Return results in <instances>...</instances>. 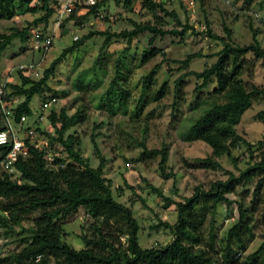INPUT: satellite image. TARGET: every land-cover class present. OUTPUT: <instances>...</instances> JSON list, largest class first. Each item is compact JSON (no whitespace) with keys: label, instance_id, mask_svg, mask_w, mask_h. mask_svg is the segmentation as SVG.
<instances>
[{"label":"rangeland","instance_id":"rangeland-1","mask_svg":"<svg viewBox=\"0 0 264 264\" xmlns=\"http://www.w3.org/2000/svg\"><path fill=\"white\" fill-rule=\"evenodd\" d=\"M42 1L33 0L31 5L37 4L38 10L31 12L20 9L18 1L14 0L11 15L0 5V34L20 31L41 17L45 13ZM55 1L49 0L48 5L54 6ZM94 1L99 5L93 10L90 6L82 8L64 20L61 36L53 40L45 54L32 50L27 40L14 37L0 52V75L8 74L19 64L40 62L37 74L31 75L37 80L62 50L89 32L118 33L132 29L133 22L176 31L158 35L152 42L149 41L152 34L148 31L129 42L113 36L104 47V36L93 35L57 65L41 93L32 97L29 104L32 116L27 118L31 128L39 126L45 133L56 136L48 119L51 110L64 109L68 115L81 113L82 120L70 127L64 137L72 135L75 148L79 147L82 156L96 167L98 155L92 142L94 138L105 159L104 176L111 180L113 197L131 207L138 221L140 246L164 244L172 238L170 231L155 230L153 225L160 221L173 224L177 218L175 205L164 206L165 199L152 192L148 184L158 188L163 196L182 201L197 185L206 189L216 180H226L230 174L238 176L258 158L260 151H264V120L257 118V113L264 110L262 94L252 98L236 130L246 141L263 145H257L252 151L244 145L236 147L232 151L236 163L223 155L216 159L220 167H194L198 158L210 155L211 149L188 133L190 124L213 100L215 83L195 89L201 81L190 74L201 72L214 63L222 48L221 41L206 34L207 28L212 34L225 38V28L230 30V41L239 46L252 43L255 36L264 49V0L248 3L246 0H196L194 11L187 9L182 0H156L163 1L165 12L159 8L147 9L142 0H135L130 10L123 5V0ZM186 27L188 29L181 35L179 32ZM245 58L252 60L253 55L247 53ZM242 78L248 88L254 85L264 90V63L256 60L252 75L244 74ZM17 81V72L11 71L9 83ZM10 90L8 87L6 92ZM50 96H55L57 101L50 110L42 112L41 102ZM19 99V102L23 100V96ZM40 113L44 118L39 123L35 118ZM1 119L2 115L0 122ZM36 140L47 141L52 154L64 152L65 156L57 141L53 140L50 145V139L39 132H36ZM143 145L147 150L167 148L166 176L159 170L160 155H142ZM13 176L18 174L13 173ZM254 187L255 180L245 186L242 182H234L232 192L227 193L232 201L231 208L219 204L216 212L219 248L223 250L227 231L238 220V204L247 209L252 234H242L245 247L239 250L237 259L240 262L264 240V187L256 195ZM63 222V240L75 249L82 248L81 236L92 235L93 219L79 208ZM20 247L18 236L5 235L0 229V257Z\"/></svg>","mask_w":264,"mask_h":264},{"label":"trees","instance_id":"trees-1","mask_svg":"<svg viewBox=\"0 0 264 264\" xmlns=\"http://www.w3.org/2000/svg\"><path fill=\"white\" fill-rule=\"evenodd\" d=\"M13 1L0 0L6 14L11 15ZM17 1L20 9L25 8L31 12L38 10L37 4L31 5L33 0ZM48 1H42L41 8L45 13L41 17L20 31L16 30L9 35L0 34V52L14 37L27 40L30 26L43 23L45 32L51 29L57 0L54 6H49ZM84 1L74 0L71 15L82 8L89 9ZM134 1L123 0V5L130 10ZM250 1L246 0L247 3ZM142 3L147 9L159 8L165 12L163 1L142 0ZM98 5L94 3L90 8L93 10ZM205 26H208V22ZM187 29L179 33L183 35ZM146 31L152 34L150 42L158 35L176 32L163 30L154 24L136 22H133L132 29L118 33L89 32L62 50L43 70L39 79L34 80L17 71L18 81L7 84L4 96L6 101L23 96V100L12 109L13 122L17 124L23 114L32 116L29 105L32 97L41 93L62 59L82 46L87 39L100 34L104 36V47L113 36L125 38L129 42ZM225 32L226 38L212 34L207 28L206 34L221 41L222 48L209 67L201 72H190L201 81L195 89L215 83L212 89L213 100L188 128L190 135L211 149L209 156L197 159L198 163L194 167L198 168L220 167L216 159L223 155L236 163L232 154L236 147L244 145L252 151L257 145H263L262 142L246 141L238 134L236 126L241 115L250 107L252 98L260 94L264 97V90L254 85L248 88V83L242 78L244 74L252 75L256 60L260 59L264 63V49L255 36L252 43L239 46L230 41V30L225 28ZM247 53L253 55L252 60L245 58ZM8 87L11 90L6 92ZM82 117L79 112L68 115L64 109L59 112L51 110L48 119L56 136L45 133L39 126L34 130L49 138L50 145L54 141L60 143L65 156L62 154L64 152L52 154L48 145L38 150L26 138L27 155L19 156L12 171L0 172V229H3L5 235L15 234L21 243L18 251L0 257V264H264V240L254 252L245 257L244 262H240L237 259L239 256H236L245 247L242 234H252L246 208L238 204V220L228 229L223 250L219 248L216 226L218 205L224 204L227 209L231 208L232 201L227 193L232 192L234 182H242L245 186L255 180L254 195L264 187V151H260L258 158L241 170L238 176L230 174L226 180H216L206 189L197 185L193 193L182 201L167 198L158 188L148 184L152 192L165 199L164 206L175 205L177 218L173 224L160 221L153 225L155 230L164 228L170 231L172 238L169 242L141 247L137 235L140 229L138 221L131 207L119 203L113 197L111 180L104 176L105 159L100 155L94 138L92 142L98 155L96 167H92L87 158L82 156L79 147L75 148L72 135L64 137V133L79 123ZM257 118L264 120V110L257 113ZM1 120L0 130L5 128L4 120ZM8 147H0V154L3 155ZM48 151L52 154L50 162L46 158ZM142 155H160L159 170L166 176L167 148L147 150L143 145ZM11 172L18 176L14 177ZM79 208H83L93 219L92 235L83 234L81 239L84 246L75 249L63 240V221ZM16 228H19L18 231Z\"/></svg>","mask_w":264,"mask_h":264},{"label":"built area","instance_id":"built-area-1","mask_svg":"<svg viewBox=\"0 0 264 264\" xmlns=\"http://www.w3.org/2000/svg\"><path fill=\"white\" fill-rule=\"evenodd\" d=\"M187 9L194 11L196 6V0H182ZM94 0H85V5H93ZM74 9V0H57L55 16L52 23V27L48 32L43 29V23L31 27L28 32L27 42L32 50L41 51L43 54L53 45V40L60 37V28L64 20L69 17ZM39 63H24L19 64L16 67H12L8 74L2 73L0 75V112L2 114L5 128L0 130V147L9 146L7 151L0 154V172H10L13 169L14 163L19 156L27 155L26 138L28 143L34 148L41 150L48 144L45 140H36V132L27 124V116L25 114L19 117V121L15 124L12 120V109L19 103L18 97L13 98L10 101L4 100L5 89L9 83V74L11 71H21L25 75L37 74ZM57 98L54 96L47 97L41 102V111L46 112L50 110L56 103ZM44 118V114L40 113L36 116L35 121L41 122ZM47 161H52V154L48 151ZM237 257L240 256V252L237 253ZM39 257H37L38 259Z\"/></svg>","mask_w":264,"mask_h":264},{"label":"crops","instance_id":"crops-1","mask_svg":"<svg viewBox=\"0 0 264 264\" xmlns=\"http://www.w3.org/2000/svg\"><path fill=\"white\" fill-rule=\"evenodd\" d=\"M18 99H19V97H18ZM20 100V99H19Z\"/></svg>","mask_w":264,"mask_h":264}]
</instances>
